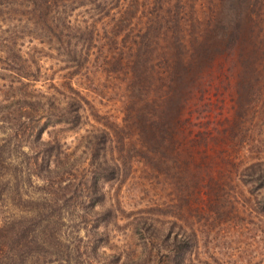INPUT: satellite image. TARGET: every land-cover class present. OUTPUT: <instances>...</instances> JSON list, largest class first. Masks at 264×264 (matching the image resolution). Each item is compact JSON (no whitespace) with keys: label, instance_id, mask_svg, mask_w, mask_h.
<instances>
[{"label":"trees","instance_id":"obj_1","mask_svg":"<svg viewBox=\"0 0 264 264\" xmlns=\"http://www.w3.org/2000/svg\"><path fill=\"white\" fill-rule=\"evenodd\" d=\"M208 1L206 20L196 17L188 23L176 7H164L167 0H0V264H36L39 257L40 262L55 264L188 261L197 235L185 233L180 221L160 227L144 215L146 211L127 223L128 246L101 250L104 245L97 241L106 231H96L94 223L111 209L94 207L103 201L97 183L113 174L107 160H114L113 152L115 161L122 158L129 136L140 147L137 152L173 144L174 126L183 121L192 130L190 119L201 114L196 122L203 124V132H197L185 150L199 156L211 148L224 152L237 142L235 131L247 107L237 88L244 86L234 73H226L233 53L241 54L238 45L245 31L251 38L259 33L254 26L260 8L258 21L264 23V0ZM180 33L188 38L189 55L200 58L195 60L197 68L207 67L213 76L205 84L229 96L227 113L224 103L216 100L205 104L204 111L185 106L190 91L201 93L205 85L187 70L190 65L182 67L187 62L177 54ZM168 35L176 45L164 44ZM23 39L33 50L22 49ZM213 39L217 48L210 59L220 58L203 61ZM167 48L177 61H170ZM43 57L48 67H43ZM100 78L110 83V96L103 99L109 102L116 96V105L102 115L95 112L99 126L77 138L84 159L75 156V146L69 149L56 138L41 139L47 127L73 130L81 124L84 105L94 108L83 90L101 100L105 93L97 89ZM41 80L44 84L36 86ZM119 124L122 127L116 128ZM223 152L218 153L233 166L238 181L263 191L264 211V156ZM9 204L23 208L25 215L7 211ZM81 229L89 236L85 241L73 236ZM197 264L211 263L201 259Z\"/></svg>","mask_w":264,"mask_h":264},{"label":"rangeland","instance_id":"obj_2","mask_svg":"<svg viewBox=\"0 0 264 264\" xmlns=\"http://www.w3.org/2000/svg\"><path fill=\"white\" fill-rule=\"evenodd\" d=\"M163 4L164 7H176L177 15L181 14L188 23L190 19L193 20L196 17H199L202 22L205 21L207 7H210L208 0H167ZM262 13L260 8L258 18ZM258 18L255 21L254 31L256 32L259 28V33L255 34V38H251V35L245 31L238 45L241 54L233 53L231 57L234 59L233 65L226 73H230V76L234 73L236 75L234 79L240 80L241 85L244 86L238 87L237 91L241 101L247 106L243 108L245 118L238 125L239 129L235 131L237 142L233 148H230L231 150L228 148L224 151L231 153L233 157H235L234 154L239 157L243 153H245L244 157L246 155L264 156V23L261 24ZM188 23H185V26ZM186 29L190 30V28ZM178 38L181 45L177 53L180 54L179 60L183 63L187 62L186 65L182 64V67L186 68L190 65L187 70L197 74L203 87L205 85L201 93L195 90L190 91L185 106L204 111L205 104L210 106L213 104L212 100H216L219 104L224 103L225 113H227L231 101L229 96L218 94L214 88L205 84L213 80L210 70L207 67L199 70L195 60L200 58L189 55L187 36L180 33ZM215 40L217 41V39L209 41L207 56L201 58L203 61L213 62L211 59L220 58L215 56L216 58L210 59L211 52L217 48ZM164 44L176 45L174 36L168 35ZM21 47L33 50V44L27 39H23ZM165 51L171 62L177 61L171 48ZM39 53L37 51V55ZM43 61V67H48L49 62L45 60V57ZM52 69L51 67L49 71L51 74ZM156 69L158 70L157 67ZM182 73L186 74L180 72V75ZM106 80L100 78L97 86L98 90L103 89L105 93L101 100L98 97L92 98L90 92L83 90V94H86V98L94 108L84 105V117L77 128L72 130L65 125L47 127L41 139L56 138L69 149L75 146V156L82 160L84 155L79 152L83 150L82 144L77 142V138L84 134L85 129L99 126L96 123L100 118H97L95 112L102 115L116 105L114 102L116 96L109 102L103 99L110 96L107 92V86L110 83ZM43 84L41 80L36 86ZM247 85L252 88H247ZM152 97L155 98V96ZM218 99H221L220 102ZM97 101L102 104L98 105ZM92 114H95L96 118ZM183 115H186V111ZM200 115L198 114V117ZM196 118L190 119L193 123L190 127L192 130L185 128L183 126L185 124H181L183 121L174 126L173 134L171 133L175 137L173 144L162 147L152 145L147 149L148 152L143 149L137 152L140 147L133 137L129 136L123 146L126 153L122 154V158L118 157V161H115L116 153H112L114 160H107L106 167L111 169L113 174L111 179L97 183V188L103 194V201L100 206L94 207V211L106 207L111 209L107 216L102 215L94 223L98 226L96 231H106L105 236L102 235L97 241L104 245V248H100L101 250L113 252L119 248L122 249L125 245L128 246L130 239L125 235L128 233L127 223L131 217L144 214L146 211L144 215H149L160 227H168L172 220L180 221L184 225L185 233L190 234L191 231L197 235V244L188 253V261L185 264H197L201 259L211 264H264V211H261L263 191L255 189L247 182L238 181L234 177L233 166L224 155L218 153L223 151L211 148L207 150L208 153L198 156L194 150L191 152L185 150L188 149L186 146H190L192 137L204 129L201 122H196ZM120 127L122 124L116 126V128ZM167 142L164 141V143ZM108 158L111 159V156L108 155ZM22 209L9 204L7 211L22 216L25 215ZM171 228L176 230L173 224ZM84 234L86 233L81 229L73 236L81 237L85 241L89 236ZM36 264L55 263L46 262V260L40 262L39 257Z\"/></svg>","mask_w":264,"mask_h":264}]
</instances>
